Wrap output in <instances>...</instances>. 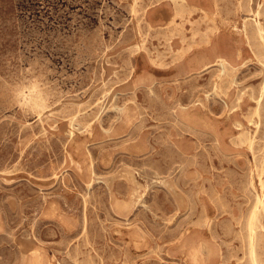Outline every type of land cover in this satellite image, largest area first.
Here are the masks:
<instances>
[{"label": "rangeland", "instance_id": "obj_1", "mask_svg": "<svg viewBox=\"0 0 264 264\" xmlns=\"http://www.w3.org/2000/svg\"><path fill=\"white\" fill-rule=\"evenodd\" d=\"M182 1L0 0V264H248L256 196L264 264V0Z\"/></svg>", "mask_w": 264, "mask_h": 264}, {"label": "bare ground", "instance_id": "obj_2", "mask_svg": "<svg viewBox=\"0 0 264 264\" xmlns=\"http://www.w3.org/2000/svg\"><path fill=\"white\" fill-rule=\"evenodd\" d=\"M176 1V0H175ZM182 1V0H181ZM184 1V0H183ZM182 1V2H183ZM181 2V3H182ZM185 2V1H184ZM175 3V5L177 6V4H176V2H174ZM186 3V2H185ZM252 3V2H251ZM186 5V4H185ZM179 6V5H178ZM187 7V6H186ZM190 7V6H189ZM194 7V6H193ZM174 8H176V7H174ZM188 8V7H187ZM250 8H251V6H250ZM178 9V8H177ZM193 9V8H192ZM180 10H181V8H180ZM199 10V9H198ZM198 10H196V11H198ZM184 11V10H183ZM194 11V10H193ZM136 12V11H135ZM181 12V14L183 13L182 11H180ZM191 12V11H190ZM251 12V11H250ZM177 13H178V11H177ZM185 13H186V11H185ZM184 13V14H185ZM208 13V12H207ZM259 13V12H258ZM180 14V15H181ZM177 15V14H176ZM179 15V14H178ZM212 15V14H211ZM217 15V14H216ZM184 17V16H183ZM176 18H178V16H176ZM148 19V18H147ZM216 22V21H215ZM255 26V25H254ZM261 26V25H260ZM217 27V26H216ZM258 27V26H257ZM256 28V27H255ZM261 29H262V27H260ZM258 29V28H257ZM256 29V30H257ZM264 30V29H263ZM262 30V32H264ZM259 32V31H258ZM180 33V32H179ZM217 33V32H216ZM254 33H255V31H254ZM175 34V33H174ZM255 35H257V33L255 34ZM254 34H253V36H255ZM213 37H214V35H213ZM260 37V36H259ZM251 39H252V36H251ZM256 40H254V43H256L257 44V41L255 42ZM259 42V41H258ZM230 43V42H229ZM264 45V44H263ZM209 46V45H208ZM259 46V45H258ZM257 46V47H258ZM256 47V46H255ZM257 47H256V49H257ZM260 48H261V46H260ZM259 47H258V49H260ZM139 49V48H138ZM258 52H260V50L258 51ZM260 54V53H259ZM264 55V54H263ZM263 55H262V57H263ZM259 58H261V55H260V57ZM184 60V59H183ZM218 61V60H217ZM260 61V60H259ZM220 63L219 64H221L222 65V67H223V70L224 71H226V63H225V61L224 60H220L219 61ZM262 62V61H261ZM263 62H264V60H263ZM230 67V66H229ZM225 75V74H224ZM226 76V75H225ZM222 80V79H221ZM254 93V92H253ZM43 95L42 94H40V92H39V90H37V89H34L33 90V92H32V94L30 95V99H29V102L36 108V109H44V101L46 100V99H44L43 97H42ZM242 140L245 142V144L247 145V148H249V149H253V144H254V138H252V137H250V136H247L246 134H242ZM243 142V143H244ZM241 143V142H240ZM264 156V155H263ZM262 159V158H261ZM260 161V160H259ZM260 162H262V161H260ZM259 162V164H261ZM262 165V164H261ZM261 165H260V167H261ZM259 167V168H260ZM264 167V166H263ZM264 180V179H263ZM262 185H263V182H262ZM256 198H257V200H256V203H257V206H255V208L253 209V211H252V213H250V217H248L249 218V220L250 221H247V222H249L248 223V236H249V241H248V254H247V256H248V264H261V262H260V260L258 259L259 257H258V255H259V253L257 254V242H256V240H257V238H258V236H257V238L255 239V233H256V230H257V223H258V217L260 216V213H262L261 212V203H262V199H261V197H257L256 196ZM260 204V205H259ZM264 204V203H263ZM263 209V208H262ZM262 222V221H261ZM259 230V229H258ZM261 230V229H260ZM261 232V231H260ZM262 233V232H261ZM263 234V233H262ZM259 241H262V240H259ZM259 246V245H258ZM187 247L189 248V252H190V255H191V257L193 258V260H195V261H197V262H205L206 261V259L207 258H210V257H212V256H215V255H217V254H219L218 252V249H216V248H212V247H206L205 249H206V253H204L203 251H201L200 249H198L197 247H192L191 245H187ZM204 248V247H203ZM261 258V257H260Z\"/></svg>", "mask_w": 264, "mask_h": 264}]
</instances>
